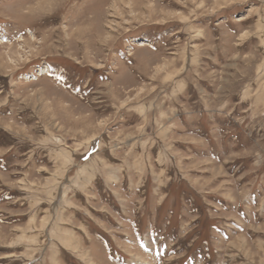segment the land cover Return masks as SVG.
Here are the masks:
<instances>
[{
    "label": "rangeland",
    "instance_id": "374dc122",
    "mask_svg": "<svg viewBox=\"0 0 264 264\" xmlns=\"http://www.w3.org/2000/svg\"><path fill=\"white\" fill-rule=\"evenodd\" d=\"M0 264H264V0H0Z\"/></svg>",
    "mask_w": 264,
    "mask_h": 264
},
{
    "label": "bare ground",
    "instance_id": "6f19581e",
    "mask_svg": "<svg viewBox=\"0 0 264 264\" xmlns=\"http://www.w3.org/2000/svg\"><path fill=\"white\" fill-rule=\"evenodd\" d=\"M142 42V41H141ZM146 43V42H145ZM145 43H140V45H138V48H144L146 47L147 45Z\"/></svg>",
    "mask_w": 264,
    "mask_h": 264
}]
</instances>
